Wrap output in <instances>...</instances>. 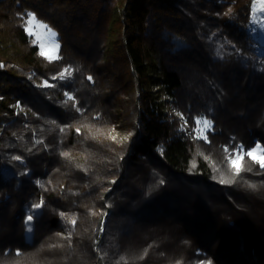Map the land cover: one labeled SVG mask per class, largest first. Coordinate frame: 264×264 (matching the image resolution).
Instances as JSON below:
<instances>
[{
    "label": "trees",
    "instance_id": "obj_1",
    "mask_svg": "<svg viewBox=\"0 0 264 264\" xmlns=\"http://www.w3.org/2000/svg\"><path fill=\"white\" fill-rule=\"evenodd\" d=\"M253 1L0 0V264H264Z\"/></svg>",
    "mask_w": 264,
    "mask_h": 264
},
{
    "label": "rangeland",
    "instance_id": "obj_2",
    "mask_svg": "<svg viewBox=\"0 0 264 264\" xmlns=\"http://www.w3.org/2000/svg\"><path fill=\"white\" fill-rule=\"evenodd\" d=\"M26 30L32 35L34 41H36L40 47L41 53L49 58L53 59L58 56L59 41L57 39L56 32L50 28L46 23L37 19L34 13L29 12L26 17ZM249 29L252 43L259 55H264V48L261 47V42L264 41V0H254L252 9L249 15ZM68 74V70H64L63 77ZM69 96H71L69 94ZM211 122L205 118H199L196 122L195 134L198 137L206 138L208 130L211 129ZM113 136H117L113 134ZM228 156L231 164L233 161L238 160L241 165V160L244 154L253 152L257 157H264L263 148L260 143H256L248 149L243 146L228 145ZM259 163L260 161L257 160ZM261 164V163H260ZM27 215L25 218V235L28 240L32 237L33 227V214L35 210L31 207L27 208ZM32 216V220L29 221L28 217Z\"/></svg>",
    "mask_w": 264,
    "mask_h": 264
},
{
    "label": "snow or ice",
    "instance_id": "obj_3",
    "mask_svg": "<svg viewBox=\"0 0 264 264\" xmlns=\"http://www.w3.org/2000/svg\"><path fill=\"white\" fill-rule=\"evenodd\" d=\"M248 156H250L253 160H259L261 163V166H264V157H257L253 152H249ZM233 166L236 168L237 171L240 170V163L238 160L233 161ZM34 207L39 208L40 205H34ZM28 220H32V216L28 217ZM72 223H75V221H71Z\"/></svg>",
    "mask_w": 264,
    "mask_h": 264
},
{
    "label": "bare ground",
    "instance_id": "obj_4",
    "mask_svg": "<svg viewBox=\"0 0 264 264\" xmlns=\"http://www.w3.org/2000/svg\"><path fill=\"white\" fill-rule=\"evenodd\" d=\"M261 47L264 48V41L261 42Z\"/></svg>",
    "mask_w": 264,
    "mask_h": 264
}]
</instances>
